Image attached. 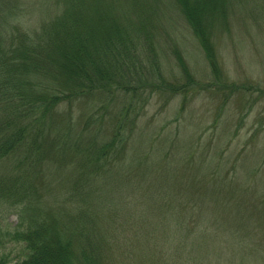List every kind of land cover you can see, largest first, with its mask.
I'll use <instances>...</instances> for the list:
<instances>
[{"label":"trees","instance_id":"obj_1","mask_svg":"<svg viewBox=\"0 0 264 264\" xmlns=\"http://www.w3.org/2000/svg\"><path fill=\"white\" fill-rule=\"evenodd\" d=\"M232 8L248 9L250 24L232 17ZM263 13L264 0H0V264H105L127 243L153 241L155 228L142 232L137 221L141 204L126 210L127 220L113 215L121 211L102 194L112 174L122 180L128 207L135 195L127 188L148 183L145 196L185 218L186 234L173 242L202 250L191 252L189 264L227 249L225 241L199 236L204 196L227 206L215 203L213 215L234 250H264V218L250 224L234 205L247 194L241 183L264 184L260 129L236 143L230 121L232 131L203 143L195 134L162 131L156 116L145 128L141 120L156 91L173 99L196 82L183 47L165 35L167 20L193 34L209 75L227 82L216 37L233 23L263 28ZM227 104L218 105V117ZM186 107L183 99L181 117ZM237 121L242 127L245 119ZM241 168L244 182L235 180ZM258 204L264 216V197ZM146 248L150 242L139 250Z\"/></svg>","mask_w":264,"mask_h":264},{"label":"rangeland","instance_id":"obj_2","mask_svg":"<svg viewBox=\"0 0 264 264\" xmlns=\"http://www.w3.org/2000/svg\"><path fill=\"white\" fill-rule=\"evenodd\" d=\"M231 13L236 20L244 21L247 25L250 24L252 15L248 9L240 11L232 8ZM261 15L258 19L264 20V13ZM240 23L243 25L242 22ZM166 28L165 35L169 38L170 34L171 38H174L183 47L188 63L196 73V82L193 85L194 88L188 94L185 96L179 95L173 97V99L164 96L161 91H156L147 103L144 111L146 116L141 118L144 121L143 128H145L146 121H151L147 119L156 116L153 120L154 124L162 131L188 135V139L190 138L189 135L195 134L199 138L198 141L205 143L209 139L217 140L219 133L222 135L225 128L230 127L229 132L232 131V127L227 126V124L233 121L234 131L230 137L236 139V143L239 139H241L240 142H244V139L250 136L249 132L253 133L254 130L259 128L261 133L257 141L258 144L259 142L264 144V27L253 31L248 27L247 30L245 26L241 27L237 23H233L231 32L216 37V48L221 52L218 64L224 70L223 74H225L227 82L224 80L225 78L220 80L219 77H215L213 80L212 75H209V63L206 58H202L204 57L203 51L199 48L200 45L197 39L193 34H190L188 29H186L188 31L186 32L183 26L175 28L170 20L166 21ZM206 72H208V75ZM222 81H224V88L218 87V85H223ZM214 93H216L217 100L213 98ZM226 98L229 100V105H225L224 111L218 117V105L223 103ZM183 99H186L187 107L181 117L179 106L183 103ZM167 101L168 105L164 107ZM242 116L245 121L243 126L240 127L239 125L242 124H239L237 120ZM216 117L218 121H216ZM188 129H190L189 132ZM235 144L234 147H236ZM139 147H141L140 142ZM241 147L239 146V149ZM236 152H238V149H236ZM240 165H244L249 169L251 166L250 162L239 159L238 166ZM240 170L237 172L238 177H235V180L244 182L247 173L244 168ZM241 184V189H245L247 194L240 195L234 205L239 214L248 223L253 224L251 217L253 219L258 217L261 220L264 218L258 209L263 206L258 203L264 197V184L255 189L250 183ZM153 185L161 186L159 182H155ZM122 187L120 176L114 174L106 176L102 183L104 199L111 198L109 203L116 207V210L121 211L113 215L127 220L132 215L126 210L132 208V206L134 208L138 207L141 204L139 210L142 214L137 217L140 229L143 232V230L155 228V236L153 241L148 237L138 238L139 241L135 243V248L132 243H127L121 249L106 255L105 264H189L193 261V258H196L191 252L196 251L199 254L202 252V250H187L188 248L180 250L179 247H176V243L173 242L174 237L186 234L185 228L180 227V222L185 218L179 219L172 207H169L165 212L163 205L152 199V194L145 196L142 191L146 192L148 190L150 187L148 183L144 185L136 183L133 190L127 188V194L130 193L129 196L135 195V200L129 207L122 197L124 190ZM143 197L145 200L142 202L140 198ZM208 197H202L199 202V236L202 235L216 243L225 241L227 249L213 250L210 255L211 259L206 260L205 264H264V250H254L252 252L249 250H234L224 227L218 224L219 220L213 215L215 203L221 207L227 206L220 201L221 199L211 201V198ZM232 202L229 201L228 205H231ZM253 205L258 211L257 216L252 214L256 211L252 208ZM149 242L152 250H147V248L139 250L142 243L148 244Z\"/></svg>","mask_w":264,"mask_h":264}]
</instances>
